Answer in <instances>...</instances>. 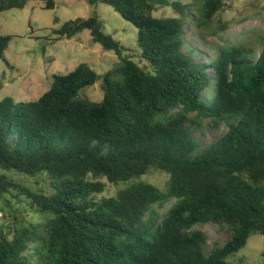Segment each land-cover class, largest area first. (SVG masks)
<instances>
[{
  "label": "trees",
  "instance_id": "obj_1",
  "mask_svg": "<svg viewBox=\"0 0 264 264\" xmlns=\"http://www.w3.org/2000/svg\"><path fill=\"white\" fill-rule=\"evenodd\" d=\"M83 1L111 6L133 24L147 64L123 56L94 13L60 33L71 39L89 30L119 56L103 76L102 101L81 95L99 78L87 63L55 75L36 100L0 101L1 210L12 218L0 231V264H231L252 235H264V35L259 52L241 43L200 61L186 46L187 23L215 33L224 0ZM27 2L0 0V11ZM164 6L175 16L155 17ZM11 39L0 33V60ZM223 127L203 145L207 128ZM152 169L168 175L165 189L136 182ZM10 172L44 176L47 188L34 191ZM104 179L124 187L97 200ZM25 200L44 221L25 224L13 205ZM171 201L165 215L154 209ZM208 223L230 232L210 253L195 229ZM30 244L33 263L24 255Z\"/></svg>",
  "mask_w": 264,
  "mask_h": 264
},
{
  "label": "rangeland",
  "instance_id": "obj_2",
  "mask_svg": "<svg viewBox=\"0 0 264 264\" xmlns=\"http://www.w3.org/2000/svg\"><path fill=\"white\" fill-rule=\"evenodd\" d=\"M53 1L54 6L51 9L46 8L48 0H28L22 9L0 11V33L12 37L4 58L0 60V101L5 98H11L15 103L36 100L50 89L55 75H65L82 63H87L93 68L99 78L81 95L91 101H102L103 76L119 65V56L95 43L89 30H84L71 39L60 33L66 23L87 19L94 13L102 19L104 32L125 48L123 56L134 55L141 66L147 64L139 54L137 29L111 6H91L83 0ZM224 3L223 10L214 20L215 33L197 28L191 20L187 23L186 46L201 53L198 57L200 61L213 56L223 46L242 43L246 47H254L257 52L261 50L259 40L264 35V0H224ZM188 11L197 15L193 7H189ZM154 16L174 17L175 12L171 7L164 6L160 7ZM223 131L225 127L218 131L207 128L203 145L210 144L213 139L221 136ZM9 175L16 182L34 191L47 188L44 176L32 178L17 172H10ZM37 179L40 184L36 182ZM168 180L166 173L152 169L136 182H149L165 189ZM103 181L107 185L106 190L96 195L97 200L115 196L117 191L124 187L110 184L106 179ZM173 203L174 201L168 202L163 208L154 206V209L160 215H165ZM13 205L20 211V218L25 224L44 221V217L30 207L29 201L25 200L21 204L13 201ZM2 206L3 202L0 200V231L7 232L12 228V218L4 217ZM195 229L201 230L207 236V253L215 247L224 246L230 239L227 228L215 223L197 226ZM24 255L33 263L35 244H30ZM227 260L231 264H264V235H252L247 245Z\"/></svg>",
  "mask_w": 264,
  "mask_h": 264
}]
</instances>
